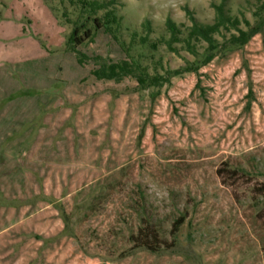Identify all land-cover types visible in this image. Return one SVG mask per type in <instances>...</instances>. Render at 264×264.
Segmentation results:
<instances>
[{"label":"rangeland","instance_id":"1","mask_svg":"<svg viewBox=\"0 0 264 264\" xmlns=\"http://www.w3.org/2000/svg\"><path fill=\"white\" fill-rule=\"evenodd\" d=\"M222 2L251 21L259 4L119 0L120 37L146 19L151 41L168 37V17L191 23L187 6L212 22ZM69 32L60 0H0V264H264V35L153 96L132 77L97 80ZM109 44L80 51L117 56ZM153 53L171 68L193 58ZM225 161L250 174H218ZM106 178L121 184L85 218ZM148 231L159 250L142 245Z\"/></svg>","mask_w":264,"mask_h":264},{"label":"trees","instance_id":"2","mask_svg":"<svg viewBox=\"0 0 264 264\" xmlns=\"http://www.w3.org/2000/svg\"><path fill=\"white\" fill-rule=\"evenodd\" d=\"M60 2L63 22L70 26L67 44L70 51L76 55L77 61L84 64L87 60H93L95 65L91 74L97 80L121 81L126 77H132L137 81L140 89H156L153 96L158 95L164 85L170 84L172 78L186 72L199 75L201 68L209 65L216 57L243 49L256 35H264V0H258L259 4L253 11V21L244 13L241 15L230 13L224 2L213 3L216 13L212 22L199 20L194 10L187 6L185 10L190 24L178 23L168 17L165 22L168 37L161 35L151 41L152 21L146 19L141 24L146 33L140 35L135 29L131 33L129 42L120 37L124 17L117 11L119 0H60ZM99 35L109 39V45L117 56L101 54L90 56L80 51L85 45L93 43ZM162 46L176 54H180L182 50L186 51L193 58L186 59L185 64L179 68L165 66L160 58L148 63V59L154 58L153 52H157ZM136 47L150 49L151 53H145L143 49L132 53V48ZM254 94V89L250 87L247 96L253 97ZM125 168L122 167L120 171ZM217 172L234 179L250 174L247 169L233 166L229 161H225ZM120 182L114 178L96 181L98 193L88 203L83 216L87 218L93 214L120 186ZM254 188L264 196V181ZM184 222L185 216L174 222V235ZM152 237L157 235L148 231L142 245L149 250L157 251L161 245L156 247Z\"/></svg>","mask_w":264,"mask_h":264},{"label":"crops","instance_id":"3","mask_svg":"<svg viewBox=\"0 0 264 264\" xmlns=\"http://www.w3.org/2000/svg\"><path fill=\"white\" fill-rule=\"evenodd\" d=\"M9 212H10V211H9ZM2 220H3V221H6V220H10V219H0V221H2Z\"/></svg>","mask_w":264,"mask_h":264}]
</instances>
